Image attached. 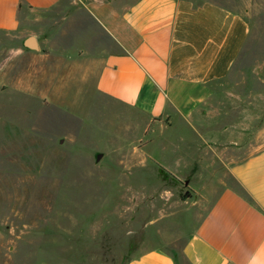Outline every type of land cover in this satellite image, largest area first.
I'll list each match as a JSON object with an SVG mask.
<instances>
[{
    "label": "crops",
    "instance_id": "1",
    "mask_svg": "<svg viewBox=\"0 0 264 264\" xmlns=\"http://www.w3.org/2000/svg\"><path fill=\"white\" fill-rule=\"evenodd\" d=\"M247 37L242 13L209 0H0V86L51 107L76 78L137 113L124 131L151 134L136 140L144 163L206 185L184 263L264 264V144H242L246 127L221 100ZM126 264L176 262L159 246Z\"/></svg>",
    "mask_w": 264,
    "mask_h": 264
},
{
    "label": "rangeland",
    "instance_id": "2",
    "mask_svg": "<svg viewBox=\"0 0 264 264\" xmlns=\"http://www.w3.org/2000/svg\"><path fill=\"white\" fill-rule=\"evenodd\" d=\"M209 1L248 23L221 100L237 109L252 149L264 144V0ZM89 91L75 78L59 105L43 107L0 86V264H126L159 246L185 264L186 233L207 209L205 183L144 163L136 140L151 134L124 131L139 115Z\"/></svg>",
    "mask_w": 264,
    "mask_h": 264
},
{
    "label": "water",
    "instance_id": "3",
    "mask_svg": "<svg viewBox=\"0 0 264 264\" xmlns=\"http://www.w3.org/2000/svg\"><path fill=\"white\" fill-rule=\"evenodd\" d=\"M25 47L28 48V49H34L35 48V41H34V39L32 37L26 39ZM100 158H101V155H98L96 157V160H100ZM185 185H186V183H185ZM186 196H188V194ZM185 198L186 197H183V199H185Z\"/></svg>",
    "mask_w": 264,
    "mask_h": 264
},
{
    "label": "trees",
    "instance_id": "4",
    "mask_svg": "<svg viewBox=\"0 0 264 264\" xmlns=\"http://www.w3.org/2000/svg\"><path fill=\"white\" fill-rule=\"evenodd\" d=\"M160 171H164L162 168H160Z\"/></svg>",
    "mask_w": 264,
    "mask_h": 264
}]
</instances>
